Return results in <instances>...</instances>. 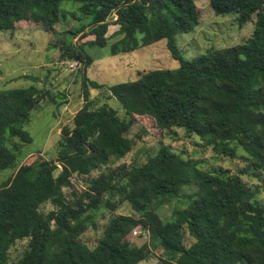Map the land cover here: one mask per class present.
<instances>
[{
  "label": "trees",
  "instance_id": "16d2710c",
  "mask_svg": "<svg viewBox=\"0 0 264 264\" xmlns=\"http://www.w3.org/2000/svg\"><path fill=\"white\" fill-rule=\"evenodd\" d=\"M195 1L0 0V30L30 20L54 34L57 25L75 20L63 30L69 37L60 39L59 57L79 62L92 87L103 85L85 76L92 58L84 47L105 45L111 24L119 36L111 54L164 39L178 60L175 68L139 71L134 80L106 87L122 118L107 103L94 106L84 88V102L61 127L56 157L49 159L20 162L19 151L31 141L24 128L31 111L46 97L56 102L55 95L34 84L0 89V171L10 172L0 182V264H136L156 245L165 256L155 264H264V0H208L214 15L232 14L239 26L252 21V31L243 42L184 59L175 38L198 24ZM77 34L91 37L75 44ZM141 116L164 133L180 128L242 165L203 167L162 141L142 162L113 165L131 151L130 127ZM188 186L194 190L183 194ZM175 197L183 205L162 217L160 207ZM123 202L132 213L116 211ZM44 203L53 209L43 212ZM96 211L106 222L89 247L81 235ZM135 229L149 240L134 243ZM22 240L12 259L10 249Z\"/></svg>",
  "mask_w": 264,
  "mask_h": 264
},
{
  "label": "rangeland",
  "instance_id": "374dc122",
  "mask_svg": "<svg viewBox=\"0 0 264 264\" xmlns=\"http://www.w3.org/2000/svg\"><path fill=\"white\" fill-rule=\"evenodd\" d=\"M199 9L200 19L196 26L190 31L176 36V44L184 59L203 52L205 49L224 47L243 42L252 31V21H247L239 26L235 16L214 15L209 7L208 0H196ZM72 3L65 2L63 7L73 9ZM113 19V18H109ZM76 24L75 20L68 18V21L56 26L54 34L45 32L38 23L30 20H20L15 23L13 30H0V89L23 87L30 84L36 85L39 89L47 90L49 94L55 95V101H48L47 97L41 101L37 109L31 111L30 120L24 126L29 132L31 141L21 142L19 156L20 162H29L38 158H55L58 143L60 141L61 127L70 122V119L78 107L84 102L82 90L85 88L88 97L92 99L94 106L107 103L117 110L120 118L124 116L123 109L114 98H108L106 87L123 81L134 80L138 72L154 68H175L178 60L174 59L165 46V40L160 39L152 44L138 47L129 52L111 54L109 47L111 42L119 38L114 34L117 25L111 24L108 27V39L105 45L85 46L84 50L92 58L91 63L84 70L85 76L103 87H92L88 81L83 82L81 64L78 62L75 68L68 69L69 62L73 59H61L59 46L62 37H69L63 30ZM87 36L81 39L79 34L72 37V41L80 43ZM49 43H56L51 48ZM61 93L62 96L57 94ZM107 94V95H106ZM58 102V103H57ZM175 133H164L156 128L150 117H137L130 127V133L134 137V145L129 153L122 159L113 163L142 162L148 155L154 154L159 146V141L169 144L174 150H181L184 156L199 161L203 167L221 165L232 171L242 165L238 159H232L217 153L210 145L196 144L193 138L185 137L183 130L175 128ZM18 142L17 140H15ZM8 143V142H6ZM8 170L0 171V182L8 176ZM75 189H81L82 182L74 180ZM194 190L193 186L183 189V194ZM66 197H70L69 188H65ZM264 202L262 195L259 196ZM182 197H175L164 203L159 212L162 217H167L171 209L183 205ZM40 209L47 213L53 209L50 203H44ZM123 214H130L132 210L128 203L123 202L116 210ZM96 227H92V221ZM93 220L89 222L88 228L81 235V240L89 247L95 244L106 222L102 219L100 212L93 214ZM134 243L147 242L148 233L145 230L135 229ZM190 242L188 239L187 243ZM25 244V240L18 241L10 249V257L17 258ZM165 256L159 245L151 250L148 258L136 264H155L158 257Z\"/></svg>",
  "mask_w": 264,
  "mask_h": 264
},
{
  "label": "built area",
  "instance_id": "2783aa9c",
  "mask_svg": "<svg viewBox=\"0 0 264 264\" xmlns=\"http://www.w3.org/2000/svg\"><path fill=\"white\" fill-rule=\"evenodd\" d=\"M67 64H68V69L72 70L73 68H75V66H76V64H78V62L76 60H74L73 62H69Z\"/></svg>",
  "mask_w": 264,
  "mask_h": 264
}]
</instances>
